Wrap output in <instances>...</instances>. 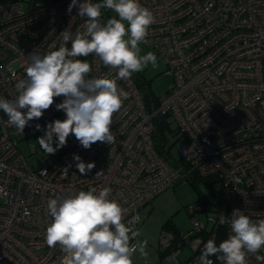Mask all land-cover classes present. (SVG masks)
<instances>
[{"label": "built area", "instance_id": "1", "mask_svg": "<svg viewBox=\"0 0 264 264\" xmlns=\"http://www.w3.org/2000/svg\"><path fill=\"white\" fill-rule=\"evenodd\" d=\"M70 2L0 0V96L16 98L15 83L27 79L30 52L58 48L59 33L66 28L73 35L84 30L86 18L78 16L77 8L66 11ZM140 3L154 16L145 40L172 76L154 107L146 106L133 76L117 79V70L94 54L83 57L92 68L89 78L115 79L118 89L127 93L112 117L115 143L97 142L85 149L70 134L64 147L44 153L41 166L32 169L17 147L18 139L28 137L36 124L63 120L65 113L55 108L63 98H54L22 133L8 125L0 110V264H61L60 246L50 248L44 240L52 219L47 201L69 191L109 187L110 198L127 209L124 223L141 217L138 229L151 201L164 189L193 175L208 179L219 201L188 206L191 229L178 239L174 232H162L158 257L163 264H199L207 240L214 239L218 246L231 232L219 217L230 216L235 208L254 221L264 219V0ZM100 20L107 21L104 15ZM155 116L172 132L163 147L169 159L155 147ZM174 144L176 155L165 149ZM74 153L95 163L87 175L75 167ZM185 243L191 252L181 259ZM258 254L264 255V249ZM209 258L222 264L215 256ZM247 259L248 264H261L254 254Z\"/></svg>", "mask_w": 264, "mask_h": 264}, {"label": "clouds", "instance_id": "2", "mask_svg": "<svg viewBox=\"0 0 264 264\" xmlns=\"http://www.w3.org/2000/svg\"><path fill=\"white\" fill-rule=\"evenodd\" d=\"M74 7L79 17L86 18L84 30L73 35L66 28L59 33L58 48L53 45L43 54L30 52L25 68L27 79H17L15 83L16 98L0 96V110L7 115L8 125L21 133L29 121L42 117L54 104V98H63L55 108L62 110L65 118L46 122L43 135L37 138L46 154H55L64 147L70 134L85 149L97 142H116L110 129L112 117L121 109L127 93L118 89L115 79L89 78L91 65L79 57L94 54L106 67L117 70V79H128L149 64L157 66L153 52L140 54L139 44L145 41L154 23L151 10L142 6L140 0H71L66 11L71 13ZM102 9L111 10L118 18L112 16L102 23ZM12 76L15 78L16 73ZM35 128L40 130L41 125L36 124ZM73 160L81 175L95 167L94 162L86 163L75 153ZM68 167L62 170L67 173ZM111 191L109 187L99 191L93 187L69 191L47 201L52 219L45 228L44 240L50 248L60 246L64 254L61 264H133L137 251L141 256L148 255L147 240L131 243L140 236L135 224L141 217L135 216L131 224L124 223L127 209L110 198ZM219 223H227L231 232L218 246L214 239H208L199 264H213L210 256L222 264H248L249 254L264 264V255L258 254L264 249V219L254 221L235 208L230 216L221 215Z\"/></svg>", "mask_w": 264, "mask_h": 264}, {"label": "rangeland", "instance_id": "3", "mask_svg": "<svg viewBox=\"0 0 264 264\" xmlns=\"http://www.w3.org/2000/svg\"><path fill=\"white\" fill-rule=\"evenodd\" d=\"M95 2H102V0H95ZM101 12L106 19L112 16L118 18V14L111 10L102 9ZM139 48L141 49V55L149 51L153 52L157 57V66L152 67L149 64L142 71L136 73L140 74L143 79L149 80L150 88L156 96L161 97L171 86L172 76L165 72L164 61L149 41L141 42ZM41 127L40 130L33 127L28 137L19 138L17 143L18 149L24 154L32 169L41 166L42 155L45 153L37 141V138L43 135L44 126ZM181 140V138L178 139V141ZM53 141L54 145L55 137H53ZM171 152L176 155L175 144L172 145ZM194 185L191 184V179L186 182L181 181L164 189L154 197L149 207L150 210L145 214L142 223L138 227L140 236L134 240L135 243L143 240L148 241L146 248L148 255L146 257L141 256L137 251L132 257L133 264H163L158 257L161 250L160 236L162 232H173L164 222L170 220L174 227L178 229V232L185 235L191 229V216L187 207L190 205L195 206L197 201H200L204 206V202L208 203L216 200L217 191L208 181H195ZM190 252V244L185 243L181 246L179 257L182 259ZM167 264L173 263L169 262Z\"/></svg>", "mask_w": 264, "mask_h": 264}, {"label": "trees", "instance_id": "4", "mask_svg": "<svg viewBox=\"0 0 264 264\" xmlns=\"http://www.w3.org/2000/svg\"><path fill=\"white\" fill-rule=\"evenodd\" d=\"M81 59H83V57H81ZM132 76L134 77V81L136 82V85L138 86L144 98L146 106L149 108L154 107L157 104L159 97L156 96L153 90L150 88L149 80L143 79V77L138 73H133ZM166 128L167 126L165 125L164 119L161 118L160 116H155V132H154L155 147L165 157V159H169L171 157V154L169 153V151L165 153L163 147L166 144L169 133L172 134V132L167 131L168 128L167 129ZM168 148L170 149L171 147L167 146L165 149L167 150ZM173 160H175L174 157H173ZM195 181H203V182L208 181L209 182V180L206 178L193 175L191 177V184L193 186H195L194 185ZM219 199H220V196L216 195V200L214 202H218ZM164 224L173 230L174 234L177 236V239H178V236H179L178 229L174 227L171 221L167 220L164 222ZM222 237L223 236H220V238Z\"/></svg>", "mask_w": 264, "mask_h": 264}]
</instances>
